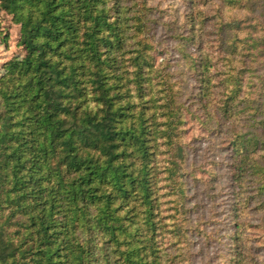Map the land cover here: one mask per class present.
I'll return each instance as SVG.
<instances>
[{
	"label": "trees",
	"instance_id": "1",
	"mask_svg": "<svg viewBox=\"0 0 264 264\" xmlns=\"http://www.w3.org/2000/svg\"><path fill=\"white\" fill-rule=\"evenodd\" d=\"M148 1L0 0L23 48L0 74V264L184 256L166 152L187 114L205 129L233 124L245 64L264 54V24L252 15L256 0H222L206 16L188 0L179 52L193 83L184 103L186 85L152 53ZM246 136L230 135L234 182L264 171V154L246 146L260 137Z\"/></svg>",
	"mask_w": 264,
	"mask_h": 264
},
{
	"label": "rangeland",
	"instance_id": "2",
	"mask_svg": "<svg viewBox=\"0 0 264 264\" xmlns=\"http://www.w3.org/2000/svg\"><path fill=\"white\" fill-rule=\"evenodd\" d=\"M221 1L200 0L204 15L213 3L216 7ZM148 3L154 6L146 30L155 47L152 53L158 61L167 59L172 79L186 85L182 90L185 103L189 101L193 77L180 59L179 42L187 22L188 0H149ZM256 3L252 15L263 25L264 0ZM19 37V25L0 10V74L22 55ZM245 68V80H241V92L235 100L237 115L229 129L225 128L228 125L205 129L196 116L187 114L182 126L184 132L175 134L173 149L166 152L170 173L167 172L165 191L167 195L170 191L169 198L173 201L169 205L174 215L179 216L183 211L186 234L182 256L185 258L179 257L175 264H264V171L259 176L243 171L240 182H234L231 175L233 147L229 140L234 129L242 130L246 138L260 137L258 146L251 141L246 144L247 151L252 155L264 154V92L257 78L264 75V54L245 64ZM194 113L201 116L202 110ZM179 144L185 150L181 158H177ZM175 180L180 183L178 187L174 186Z\"/></svg>",
	"mask_w": 264,
	"mask_h": 264
}]
</instances>
